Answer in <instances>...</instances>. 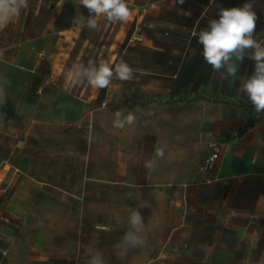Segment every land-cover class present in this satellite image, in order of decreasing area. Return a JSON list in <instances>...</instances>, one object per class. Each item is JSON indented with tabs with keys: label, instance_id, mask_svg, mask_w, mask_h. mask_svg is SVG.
Returning <instances> with one entry per match:
<instances>
[{
	"label": "crops",
	"instance_id": "obj_1",
	"mask_svg": "<svg viewBox=\"0 0 264 264\" xmlns=\"http://www.w3.org/2000/svg\"><path fill=\"white\" fill-rule=\"evenodd\" d=\"M166 1L189 6L175 11L190 16L175 24L178 33L158 43L140 32L135 59L123 58L134 50L127 45L109 56L134 78L106 88L108 110L116 96L151 113L118 137L110 115L100 122L81 110L79 87L63 71L89 30L74 24L88 15L78 0H30L0 32V74L9 80L0 107V264H86L90 250L108 264H264V115L239 92L254 61H234L237 74L227 77L205 62L197 36L190 43L218 18L220 0H128L130 15L157 30L147 19L161 16ZM108 25L98 18L99 29ZM213 93L222 99L209 101ZM212 139L222 154L202 182L197 166ZM157 147L165 158L149 172L143 163ZM132 208L144 218L146 243L121 261L115 246Z\"/></svg>",
	"mask_w": 264,
	"mask_h": 264
},
{
	"label": "clouds",
	"instance_id": "obj_2",
	"mask_svg": "<svg viewBox=\"0 0 264 264\" xmlns=\"http://www.w3.org/2000/svg\"><path fill=\"white\" fill-rule=\"evenodd\" d=\"M30 0H0V32L19 19L22 12L29 8ZM79 6L87 9L88 15L78 14L74 24L87 27L90 30L98 28V18H103L108 24L124 22L130 16L128 0H78ZM183 4L184 0H179ZM218 18L211 19L207 27L198 33V42L202 45V56L213 71L222 69L227 77L237 74L234 61L242 62L248 56L254 61V71L243 78L239 92L243 93L254 107L259 117L264 115V41L255 38L257 13L251 2H246L239 7L220 8ZM4 49H0V62L3 61ZM66 77L76 85L87 84L93 88L106 89L111 86L114 79L129 81L134 78L133 68L122 59L115 65L105 60L89 59L86 62L74 63L66 70ZM8 78L0 74V107L8 99L6 88ZM4 119V114L0 113ZM136 122L132 112L126 115L117 110L114 113L113 127L123 129ZM165 158V149L157 147L151 158L145 159L143 167L149 172H155L159 162ZM146 225L138 208L129 210L127 230L121 237L116 247V257L125 261L130 251L145 245ZM264 256V254H262ZM86 264H108L100 250H90Z\"/></svg>",
	"mask_w": 264,
	"mask_h": 264
},
{
	"label": "rangeland",
	"instance_id": "obj_3",
	"mask_svg": "<svg viewBox=\"0 0 264 264\" xmlns=\"http://www.w3.org/2000/svg\"><path fill=\"white\" fill-rule=\"evenodd\" d=\"M224 4H217L215 6V10H220V8L223 7H239L242 6L246 2H251L253 4V9L257 13V21H256V29H255V37H258L261 35V33L264 32V0H230V1H224L220 0L219 3ZM185 5V4H184ZM189 6L185 5V7L181 5H177L173 2L166 1L162 8L163 14L161 16H156L154 18H148L147 20L149 22H155L159 26H157V30L150 31L148 28H144L142 25V21L138 20L136 16H129L128 19L124 22H118L115 24H109L106 29L104 30L103 27L100 29L97 28L95 30H87V31H81L79 33V37L76 40L75 43H79V51L78 56L79 59L76 60V63L78 62H86L89 59L93 60H105L109 63V56L112 54L120 55L121 50L123 47L121 46L124 42L128 47H133V51L131 53L123 55V58L126 57L125 55H128L127 57H130L131 55L133 59H135V55L137 53V50H135L136 46L141 45V42L138 39V35L140 32H144L145 35L149 37H153L157 40L158 43H166L172 38V35L175 33H178L175 31V24L181 25L183 24V20L189 19L190 16H184L181 14H176L175 11H183L188 8ZM212 7V6H211ZM183 9V10H182ZM147 21V22H148ZM148 25V23L146 24ZM146 27V26H145ZM182 35V34H181ZM182 37V36H181ZM264 38V37H263ZM105 45L104 47H102ZM134 45V46H130ZM114 57V56H113ZM119 62V61H118ZM116 62L114 61L111 65H114ZM73 65V63H67L65 64V67L63 71H66L68 68H70ZM116 80V79H114ZM113 80V81H114ZM113 84V83H112ZM79 87L80 96V106L81 110H83V107L85 108V112L89 113L93 116V118H96L100 122H103V120L110 119L112 121V131L113 135L115 137H118L119 129L113 127V120H114V113L117 110H121L126 115L128 112H132L136 116V121L144 120L145 117L143 115L145 113H149L148 111L142 110L139 107H134V104L137 102L135 100L130 101L127 105L123 101H119L118 97L113 96L111 101V108L108 110V105L105 104L104 106L97 105L95 103V95L98 91L97 88H93L87 84L84 85H76L75 87ZM205 98V97H204ZM209 101H217L222 99V96H219L218 94L215 95L214 93L209 95L207 97ZM141 103V102H140ZM227 105L230 106L231 102H227ZM104 109L106 111H109V114L104 115ZM163 123L160 124V126L165 127L169 124L166 122L167 120V113L162 114ZM136 125V122L131 125L133 130ZM192 163V160L187 161V165L190 166Z\"/></svg>",
	"mask_w": 264,
	"mask_h": 264
},
{
	"label": "built area",
	"instance_id": "obj_4",
	"mask_svg": "<svg viewBox=\"0 0 264 264\" xmlns=\"http://www.w3.org/2000/svg\"><path fill=\"white\" fill-rule=\"evenodd\" d=\"M104 105L105 102H102L101 106ZM207 146L209 148V154L197 166V173L202 182L208 180L207 174L215 167L222 154V142L220 140L212 139L207 143Z\"/></svg>",
	"mask_w": 264,
	"mask_h": 264
},
{
	"label": "trees",
	"instance_id": "obj_5",
	"mask_svg": "<svg viewBox=\"0 0 264 264\" xmlns=\"http://www.w3.org/2000/svg\"><path fill=\"white\" fill-rule=\"evenodd\" d=\"M214 18H217V17H216V16H213V18L211 17V19H214ZM195 39H196L195 36H192L191 39H190V43H193ZM261 40L263 41V39H261ZM121 46H122L123 49H124V48L126 47V43L124 42ZM117 57H118V55H117ZM116 59H117V58H116ZM115 61H116V60H115ZM105 90H106V89H99V92H98V94H97V96H96V98H95V103H96L97 105H100V104L103 102V100H104ZM243 130H244V129H243Z\"/></svg>",
	"mask_w": 264,
	"mask_h": 264
}]
</instances>
